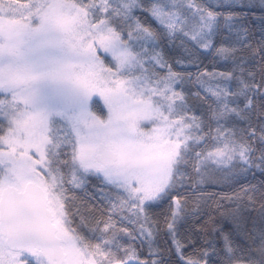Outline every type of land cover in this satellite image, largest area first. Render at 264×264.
<instances>
[{
    "label": "snow or ice",
    "instance_id": "obj_1",
    "mask_svg": "<svg viewBox=\"0 0 264 264\" xmlns=\"http://www.w3.org/2000/svg\"><path fill=\"white\" fill-rule=\"evenodd\" d=\"M257 7L264 0H0V264H264V227L243 214L264 182L223 197L235 207L231 227L214 229L219 247L179 233L200 212L182 189L202 192L216 172L264 174V35L254 49L237 11ZM177 42L170 60L163 46ZM246 50L260 54L256 70ZM205 54L231 70L204 66ZM91 177L100 184L77 197ZM165 202L175 260L153 249L152 210Z\"/></svg>",
    "mask_w": 264,
    "mask_h": 264
},
{
    "label": "trees",
    "instance_id": "obj_2",
    "mask_svg": "<svg viewBox=\"0 0 264 264\" xmlns=\"http://www.w3.org/2000/svg\"><path fill=\"white\" fill-rule=\"evenodd\" d=\"M203 2L210 6H215L217 0H203ZM231 2V0H228ZM258 3V0H257ZM224 11V9H218ZM237 11H242L246 13L243 19V23L249 28L252 33V44L253 48H256V41L260 40L261 36L264 35V21L261 17L264 16V11H261L257 7L254 12H248L247 9H237ZM224 33H221L217 37L218 40L223 39ZM179 42L176 46L165 44L164 51L170 60L182 55V49L179 48ZM245 58L248 60L247 67L252 70H256L260 62V54L252 55L249 51H245ZM203 65L211 69L213 66L219 71L231 70L230 64H225L223 62H216L213 64L212 57L203 56ZM177 70H181L179 65H175ZM189 71L195 72L197 69L195 67H189ZM257 82H260L259 75L257 76ZM186 90L190 92L196 91V89L191 85H186ZM189 94V102L193 106V110L197 115L207 114V103L203 100H198L193 98ZM258 104V102H257ZM101 114V113H98ZM105 114V113H104ZM252 122L255 123V114L252 115ZM237 128H245L247 124L242 121L236 122ZM264 182V174L259 171L248 172V173H236L235 175L225 174L222 172H216L211 178L210 182H207L201 186L202 192H193L190 188L182 189L180 195L187 198V205L189 213L192 212L194 208L199 207V214L196 216L188 215L186 219L179 225V233L182 238L190 239L195 243L197 248L206 246L205 242H212L215 246H220V240L218 234L214 229L223 227L225 230L231 227V219L227 215L235 207V203L224 200L223 197L227 195H232L234 193H239L240 190L249 185H256L260 188V185ZM100 184L99 179L96 177H91L89 184L86 186V191L77 190L75 195L81 199H84L87 194L93 193L96 186ZM264 192V188H260L254 194V207L250 210L244 211V215L248 219L249 227L251 228L253 222L255 223L254 231L259 233V229L264 227V218L261 217V204H264V196L261 195ZM203 196L204 199L200 197ZM96 207L94 215L97 218L106 219V207L104 205L98 204L97 201H91ZM219 205V207H218ZM168 204L167 202L162 203L159 207L154 208L152 211L156 219L160 222V232L156 240L153 242V249H159L164 255V258L175 260V256L171 254V249L173 248L171 238L167 235L166 226L163 224L164 215L167 212ZM73 226H76L75 223ZM86 232V230H84ZM238 241L246 243L242 236H237ZM138 246V251L141 255V259L149 258V249L147 244L143 247H139V241L136 242ZM192 248H188V253L190 254Z\"/></svg>",
    "mask_w": 264,
    "mask_h": 264
},
{
    "label": "rangeland",
    "instance_id": "obj_3",
    "mask_svg": "<svg viewBox=\"0 0 264 264\" xmlns=\"http://www.w3.org/2000/svg\"><path fill=\"white\" fill-rule=\"evenodd\" d=\"M102 103V102H101ZM105 114H106V110H105Z\"/></svg>",
    "mask_w": 264,
    "mask_h": 264
}]
</instances>
